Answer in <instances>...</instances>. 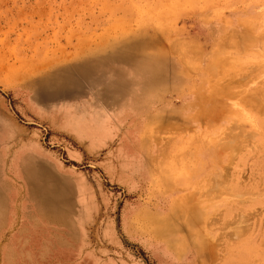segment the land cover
<instances>
[{
  "label": "rangeland",
  "instance_id": "374dc122",
  "mask_svg": "<svg viewBox=\"0 0 264 264\" xmlns=\"http://www.w3.org/2000/svg\"><path fill=\"white\" fill-rule=\"evenodd\" d=\"M135 63L158 85L144 134L108 176L74 165L86 200L68 177L2 184L0 264H264V0H0V105L21 123L77 66L140 89Z\"/></svg>",
  "mask_w": 264,
  "mask_h": 264
},
{
  "label": "crops",
  "instance_id": "0c3cea01",
  "mask_svg": "<svg viewBox=\"0 0 264 264\" xmlns=\"http://www.w3.org/2000/svg\"><path fill=\"white\" fill-rule=\"evenodd\" d=\"M135 66V83L140 84V89L130 87L121 71L99 77L89 67L77 66L73 76L66 77L63 84L60 81L52 91L65 96L48 101L28 96V121L23 123L4 113L0 105V192L2 184L12 191L19 184L27 192L36 183L43 187V179L62 185L68 177L73 184L82 180L87 190L82 199L86 200L92 186L82 172L73 171L74 165L91 160L93 165L112 173L108 152H124L123 137L144 134L146 130L139 114L158 85L152 82V72L147 75L144 67L138 63ZM152 114L146 112L143 121L148 123ZM31 124L44 129L47 145L41 140V130ZM100 155L104 157L99 159ZM105 174L108 176V171Z\"/></svg>",
  "mask_w": 264,
  "mask_h": 264
},
{
  "label": "bare ground",
  "instance_id": "6f19581e",
  "mask_svg": "<svg viewBox=\"0 0 264 264\" xmlns=\"http://www.w3.org/2000/svg\"><path fill=\"white\" fill-rule=\"evenodd\" d=\"M185 50V49H184ZM253 78H254V76H253ZM256 82V81H255ZM224 93V92H223ZM228 94V93H227ZM225 95H226V93H225ZM210 101V100H209ZM221 105V104H220ZM262 107V106H261ZM221 108V107H220ZM205 110V109H204ZM225 112V111H224ZM260 112V111H259ZM208 115V114H207ZM230 116V115H229ZM212 118V117H211ZM232 126V125H231ZM237 127H239V126H237ZM211 128V127H210ZM230 128V127H229ZM228 132V131H227ZM239 132V131H238ZM224 133V132H223ZM229 133V132H228ZM235 134H236V132H235ZM233 136V135H232ZM209 137V136H208ZM204 138V137H203ZM234 139V138H233ZM247 139V138H246ZM208 141V140H207ZM220 141V140H219ZM237 141V139L235 140V142ZM239 141H241V140H239ZM224 143V142H223ZM228 143V142H227ZM217 144V143H216ZM221 144V143H220ZM229 144V143H228ZM224 145V144H223ZM227 145V144H226ZM234 146V145H233ZM233 146H231V147H233ZM221 147V146H220ZM230 149H232V148H230ZM234 149V148H233ZM209 150V149H208ZM228 150V149H227ZM244 150V149H243ZM216 151V150H215ZM233 151V150H232ZM234 151H235V149H234ZM261 152V151H260ZM263 152V151H262ZM210 154V153H209ZM232 154H234L233 152H232ZM261 154V153H260ZM219 155V154H218ZM234 155H236V154H234ZM231 157H233V156H231L230 155V158ZM256 158V157H255ZM256 160V159H255ZM264 160V159H263ZM219 161V160H218ZM230 162L232 161L231 159L229 160ZM229 163V162H228ZM263 163V162H262ZM258 164V163H257ZM218 165V164H217ZM257 166V165H256ZM261 166V165H260ZM259 166V167H260ZM223 168H225V167H223ZM222 169V168H221ZM252 169V168H251ZM225 171V170H224ZM262 171V170H261ZM254 172V171H253ZM252 172V173H253ZM220 174V173H219ZM219 176V175H218ZM222 177V176H221ZM225 177V176H224ZM235 178V177H234ZM242 180V179H241ZM253 180V179H252ZM203 181V180H202ZM215 183V182H214ZM218 183V182H217ZM230 183H231V180H230ZM229 183V184H230ZM252 183V182H251ZM236 184V183H235ZM213 187V186H212ZM230 187V186H229ZM235 187V186H234ZM233 187V188H234ZM236 187H238V186H236ZM241 187V186H240ZM218 188V187H217ZM236 189H238V188H236ZM235 189V191H237ZM241 189V188H240ZM246 189V188H245ZM239 190V189H238ZM248 190V189H247ZM240 191V190H239ZM252 191V190H251ZM244 192V191H243ZM234 193V192H233ZM243 194V193H242ZM237 196V195H236ZM240 196V195H239ZM200 199V198H199ZM196 200V199H195ZM198 201V200H197ZM194 206V205H193ZM200 206V205H199ZM243 206V205H242ZM196 207V206H195ZM203 211V210H202ZM201 213V212H200ZM201 215V214H200ZM196 216V215H195ZM205 216V215H204ZM224 216V215H223ZM242 216V215H241ZM185 217V216H184ZM241 218V217H240ZM244 219H246V218H244ZM194 220V219H193ZM202 220V219H201ZM248 221H249V219H248ZM257 221V220H256ZM199 223V222H198ZM194 224V223H193ZM196 224V223H195ZM197 225V224H196ZM239 225V224H238ZM231 226V225H230ZM254 228V227H253ZM240 230V229H239ZM212 231V230H211ZM252 231V230H251ZM234 232V231H233ZM239 232V231H238ZM238 232L237 231H235L234 233H237L238 234ZM254 232V231H253ZM220 233V232H219ZM240 234V233H239ZM253 234V233H252ZM252 235H250V237H251ZM241 237H242V235H241ZM224 238V237H223ZM203 239V238H202ZM258 239V238H257ZM254 240V239H253ZM252 240V241H253ZM246 241V240H245ZM249 241V240H248ZM251 241V242H252ZM223 242V241H222ZM242 242V241H241ZM248 245V244H247ZM251 245V244H250ZM255 245V247H256V243L254 244ZM234 246V245H233ZM237 248V247H236ZM240 248V247H239ZM234 250V249H233ZM248 250V249H247ZM245 251V250H244ZM244 251H242V253L244 252ZM237 252V251H236ZM250 253V252H249ZM214 254V253H213ZM234 255V254H233ZM242 255V254H241ZM239 257V256H238ZM250 257H251V255H250ZM227 258V257H226ZM243 258V257H242ZM250 262V261H249ZM242 264V263H241Z\"/></svg>",
  "mask_w": 264,
  "mask_h": 264
}]
</instances>
